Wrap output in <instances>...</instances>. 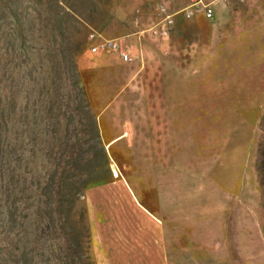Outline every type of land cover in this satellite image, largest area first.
<instances>
[{
  "label": "rangeland",
  "instance_id": "1",
  "mask_svg": "<svg viewBox=\"0 0 264 264\" xmlns=\"http://www.w3.org/2000/svg\"><path fill=\"white\" fill-rule=\"evenodd\" d=\"M195 1L0 0V91L10 134L32 139L29 190L43 193L66 150L68 177L105 180L53 212L50 199L15 208L0 177V264H264V0H200L210 18ZM91 32L133 63L86 55ZM78 44L108 173L72 84ZM45 112L61 127L44 136Z\"/></svg>",
  "mask_w": 264,
  "mask_h": 264
},
{
  "label": "trees",
  "instance_id": "2",
  "mask_svg": "<svg viewBox=\"0 0 264 264\" xmlns=\"http://www.w3.org/2000/svg\"><path fill=\"white\" fill-rule=\"evenodd\" d=\"M53 15L58 17V13L55 11L53 12ZM68 16L70 17V19H72V21L75 22L73 16ZM48 20L49 18L45 20V22H47ZM86 42V45L88 46V41ZM81 46L82 44H78L73 48V50H68L69 56L72 60L70 63L71 68L69 69V71H71V74H73L71 78L73 80L72 84H74V89L78 91V95L80 96L79 109H81L82 113L89 120L92 135L100 145L99 153L102 166L101 168H103V170L108 173L109 164L104 153V148L100 144L101 141L99 138V129L93 118V114L87 100L86 92L77 82L78 78L76 75L74 63L75 57H77V54L81 50ZM11 100L12 95L10 91H0V177L1 183L4 184V189H6V191L8 192L9 197L13 199V201L11 202L12 205L15 208L19 207L22 209L24 206H28L32 207V209L34 208L35 210H38L41 206L45 205L48 199H50V201H52L51 209L53 208V210L51 211L53 212L54 208L59 210L61 209L62 205H64V207L68 206L69 209L70 207L74 208L77 204H80V198L84 197L83 194L86 189H88L92 185L102 184L105 182V180L103 178H99L97 180H94V182L92 180L87 181L85 178L81 179L80 177H68V175L73 171V168H75L76 165L75 167L71 166L69 160L72 161L73 159L71 158L69 152L66 150L63 152L61 151L60 154H58V158L66 156L68 157L67 161H61V164L55 170L54 176H50L48 186L47 188L43 189V193L41 192L42 189L39 188H34V191L29 190L27 186L29 184V180L27 182V179L24 175L26 172L25 170L30 171V168H27L30 158V151H28V147L29 149L32 147V139L31 136H27L26 130L22 132L21 139L20 136H17V134H10L11 131L9 107ZM21 125H24V127L26 128L25 121H23ZM42 125L43 127H45V132L43 133L44 136L48 131H50L51 133V130L53 131L57 127H61L60 122L52 112L42 113ZM61 149L62 145L60 149L58 148V150ZM256 170L259 177V184L261 186V189L264 190V143L263 145L260 144L258 146ZM29 175H31V173ZM48 209H50V207ZM33 216L39 217L38 214H34Z\"/></svg>",
  "mask_w": 264,
  "mask_h": 264
},
{
  "label": "built area",
  "instance_id": "3",
  "mask_svg": "<svg viewBox=\"0 0 264 264\" xmlns=\"http://www.w3.org/2000/svg\"><path fill=\"white\" fill-rule=\"evenodd\" d=\"M60 2V0H57ZM242 2L243 0H236ZM193 11L202 12L205 18H210L213 14V10L209 5L203 4L200 0L193 2L191 5ZM192 11L184 13L185 18H189ZM159 34L160 36H165L169 33L171 27H173V20L170 16H166L161 21H159ZM88 46L86 47L85 54L89 57L95 56H113L120 63L124 65L132 64L136 56L131 52L129 46L119 39H107L97 34L96 32H91L87 36Z\"/></svg>",
  "mask_w": 264,
  "mask_h": 264
},
{
  "label": "crops",
  "instance_id": "4",
  "mask_svg": "<svg viewBox=\"0 0 264 264\" xmlns=\"http://www.w3.org/2000/svg\"><path fill=\"white\" fill-rule=\"evenodd\" d=\"M119 138H117L116 140H118Z\"/></svg>",
  "mask_w": 264,
  "mask_h": 264
}]
</instances>
